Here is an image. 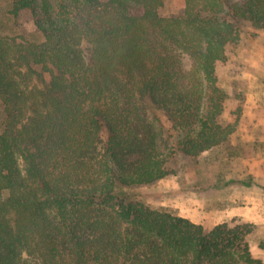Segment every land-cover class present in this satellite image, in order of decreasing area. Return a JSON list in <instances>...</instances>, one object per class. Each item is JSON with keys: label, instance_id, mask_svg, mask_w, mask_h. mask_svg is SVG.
Masks as SVG:
<instances>
[{"label": "trees", "instance_id": "1", "mask_svg": "<svg viewBox=\"0 0 264 264\" xmlns=\"http://www.w3.org/2000/svg\"><path fill=\"white\" fill-rule=\"evenodd\" d=\"M58 1L12 0L18 34L0 35V264H264L251 224L206 230L121 191L172 174L174 151L229 144L216 64L238 22L264 29V0H184L173 16L163 0Z\"/></svg>", "mask_w": 264, "mask_h": 264}, {"label": "rangeland", "instance_id": "2", "mask_svg": "<svg viewBox=\"0 0 264 264\" xmlns=\"http://www.w3.org/2000/svg\"><path fill=\"white\" fill-rule=\"evenodd\" d=\"M11 2L0 0V35L18 34L15 21L8 14ZM52 3L59 1L52 0ZM183 7L184 0H163L159 11L161 15L173 16L180 14ZM17 21L26 37H37L28 16H19ZM237 26L238 42L227 48V60L216 64L217 83L226 94L221 120L235 127L229 144L197 158L174 151L167 162L172 174L149 185L121 188L130 200L166 208L201 224L206 230L223 222L231 226L243 222L242 200L218 198V190L224 189L227 195L241 194L242 180L264 186V29H255L244 21ZM184 65L190 67L188 57L184 58ZM44 80H48V76L45 75ZM35 84L42 86L44 81L35 80ZM147 113L161 131V143L173 141L177 132L167 115L154 106H149ZM106 133L104 130L103 137ZM229 180L232 182L226 184ZM259 229L250 233L249 244L264 245L263 231Z\"/></svg>", "mask_w": 264, "mask_h": 264}, {"label": "crops", "instance_id": "3", "mask_svg": "<svg viewBox=\"0 0 264 264\" xmlns=\"http://www.w3.org/2000/svg\"><path fill=\"white\" fill-rule=\"evenodd\" d=\"M240 192L241 194H228V196L224 189H222L221 191H217V196L218 198L222 199H234L237 197L240 198L242 200L240 213L241 220L252 225L253 233L254 231L256 233L258 229L261 228L264 236V188L259 185L251 184L249 186H243V189ZM249 245L251 254L254 257L262 260V262L264 263V245L260 246L257 243H255V245Z\"/></svg>", "mask_w": 264, "mask_h": 264}]
</instances>
